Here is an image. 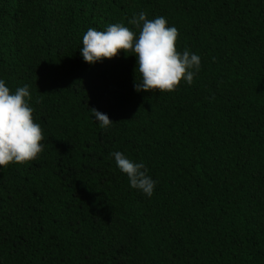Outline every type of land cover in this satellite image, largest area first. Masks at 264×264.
<instances>
[{
  "label": "trees",
  "instance_id": "obj_1",
  "mask_svg": "<svg viewBox=\"0 0 264 264\" xmlns=\"http://www.w3.org/2000/svg\"><path fill=\"white\" fill-rule=\"evenodd\" d=\"M140 12L200 57L190 86L136 92L135 56L83 61L89 28ZM0 79L29 86L44 135L0 167V264H264V0H0Z\"/></svg>",
  "mask_w": 264,
  "mask_h": 264
},
{
  "label": "clouds",
  "instance_id": "obj_2",
  "mask_svg": "<svg viewBox=\"0 0 264 264\" xmlns=\"http://www.w3.org/2000/svg\"><path fill=\"white\" fill-rule=\"evenodd\" d=\"M128 24L137 31L123 23L110 24L103 31L89 28L82 36L80 55L83 61L93 65L111 60L121 52L125 57L135 56L136 92L171 93L182 81L189 86L193 83L200 71V57L188 49L178 51L179 31L175 26L169 27L163 16L149 19L144 12L133 15ZM30 98L28 85L12 92L0 79V167L26 164L37 159L43 151V129L33 118ZM90 111L102 129L113 124L106 114L94 108ZM109 156L114 158L117 169L126 175L132 189L152 196L156 181L148 175L143 161L136 162L119 151L109 153Z\"/></svg>",
  "mask_w": 264,
  "mask_h": 264
}]
</instances>
